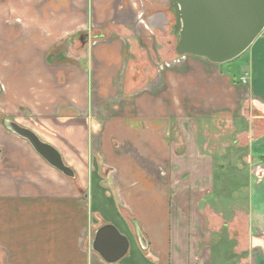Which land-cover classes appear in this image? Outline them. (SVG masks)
<instances>
[{
    "label": "crops",
    "instance_id": "crops-1",
    "mask_svg": "<svg viewBox=\"0 0 264 264\" xmlns=\"http://www.w3.org/2000/svg\"><path fill=\"white\" fill-rule=\"evenodd\" d=\"M40 2L16 1L23 20L50 30L2 50L1 80L75 186L0 121L20 140L5 145L16 160L3 162L0 148V264H107L82 241L93 199L94 227L112 221L129 239L113 264H264V169L251 172L264 168V29L224 63L164 59L147 38L158 29L150 16L154 29L123 21V32L104 33L106 23L74 19L71 0ZM223 150L245 161L243 184L222 170Z\"/></svg>",
    "mask_w": 264,
    "mask_h": 264
},
{
    "label": "water",
    "instance_id": "water-1",
    "mask_svg": "<svg viewBox=\"0 0 264 264\" xmlns=\"http://www.w3.org/2000/svg\"><path fill=\"white\" fill-rule=\"evenodd\" d=\"M170 3L175 19L173 32L178 35L174 50L179 55L224 63L245 51L264 29V0H170ZM146 22L154 29L149 19ZM2 125L25 139L50 166L68 178L75 177L59 151L34 130L10 119L2 120ZM133 223L141 247L146 248L144 236L137 223ZM90 249L105 263L113 264L127 254L129 239L115 225L104 223L93 231Z\"/></svg>",
    "mask_w": 264,
    "mask_h": 264
},
{
    "label": "rangeland",
    "instance_id": "rangeland-1",
    "mask_svg": "<svg viewBox=\"0 0 264 264\" xmlns=\"http://www.w3.org/2000/svg\"><path fill=\"white\" fill-rule=\"evenodd\" d=\"M17 0H0V53L2 50L11 49V46H15L18 41H37V38L35 37V34L41 33L40 35H46V32L50 30L47 27V22L42 23L41 21H38L33 25L31 22L28 23L26 20L22 19V16L25 15L24 11L22 12V8L20 6L16 5ZM39 4L41 5L42 0H38ZM58 7V6H57ZM71 15L74 19L77 21H80L79 19L82 18L85 21H88V25H94L95 28L97 25H102L103 23H106L108 25L107 27L103 26L102 29L104 33L107 32H116L120 33L123 32V27H120L119 25H122L123 21H126L127 23H131V25H137L140 27V29H144L146 26L145 20L149 19V16L153 12H161L164 14L165 19L167 20L164 29H156L153 30V35H151L146 28L145 30L148 32V39L149 41L153 42L156 41L158 52L161 58L168 59L171 57H175L177 54L175 53L174 46L178 39V35L172 31L173 24H174V13H173V7L171 6L170 0H71ZM61 11H53L52 9L49 11V14L53 16V18L57 19L58 13H62ZM30 24V25H29ZM80 25V24H78ZM145 25V27H144ZM18 30L20 31V37H13L15 32H11V30ZM36 31V32H35ZM26 36V37H23ZM133 37H135L134 34H132L130 40H133ZM70 39L66 40L65 44L68 46ZM72 42V41H71ZM63 45V44H62ZM37 46L36 44L34 45ZM133 47L136 48V44L133 43ZM13 49V48H12ZM15 49V48H14ZM11 55L4 56V62L7 63L12 60ZM237 61V60H235ZM4 65V63H2ZM6 65V64H5ZM151 71V70H149ZM153 72V70L150 72V74ZM4 72L1 71L0 68V121L4 119H10L14 120L17 123L28 127L30 129H33L35 131H38L42 134V136L46 137L45 133L41 131V128H39V125L35 120H33V116L29 111L22 107H17L14 102L10 101L9 96L12 97L11 94H9V89L11 86L6 84L4 80H1L2 77L5 79V76H3ZM2 81V82H1ZM225 119V118H224ZM227 120V119H225ZM230 122V121H228ZM227 123V122H226ZM7 130V129H6ZM5 128L0 123V148L3 151V154L1 155V158L3 162L5 160H16V154L10 153L8 150L5 149L6 146H13L15 148H18L15 143H18L20 140H13L11 139ZM26 140H23V143L29 148L33 154H35V150L27 144L28 142H24ZM33 149V150H32ZM221 152V161L224 162V165L222 167L223 171H230L232 176L234 177V184L240 185L245 182L246 177V164L243 163L241 158L239 159V154L237 158H230L228 155H230L229 151H220ZM36 155V154H35ZM12 159V160H11ZM239 161H238V160ZM237 162H240L238 165ZM71 183L75 186V178H70ZM220 179V178H219ZM221 180V179H220ZM74 181V182H73ZM79 197L83 200V196L79 194ZM93 208L91 207V204L89 206V209L87 210L90 215L89 210L91 211V216L89 218L91 219L90 227L88 230V234L83 237L82 241L87 245V249L90 251L88 245H90V241L93 237L92 230L96 227V224L98 223L99 218H97L95 210L98 207L96 204L95 199ZM82 203V202H81ZM85 205V203H84ZM101 211V215H104L105 218H109L114 220L113 217H108L110 214L105 211V209L102 211L101 208H99ZM92 217V218H91ZM97 218V220H96ZM109 223H113L112 221H108ZM114 225V224H113ZM117 227V226H116ZM91 252V251H90Z\"/></svg>",
    "mask_w": 264,
    "mask_h": 264
},
{
    "label": "built area",
    "instance_id": "built-area-1",
    "mask_svg": "<svg viewBox=\"0 0 264 264\" xmlns=\"http://www.w3.org/2000/svg\"><path fill=\"white\" fill-rule=\"evenodd\" d=\"M178 56H183V55H185V54H182V55H179V54H177ZM175 60H177V59H173V60H170V61H165L164 62V64H169V63H171V62H173V61H175ZM159 67H162V65L161 64H159ZM241 80L243 81V82H245V78L244 77H242L241 78ZM264 168H263V166H262V164L261 163H258V164H256V165H254L252 168H251V172H253V173H258V172H260V171H262ZM256 233V235L257 236H260V234H261V232L260 231H258L257 229H256V231H255ZM252 248H255V246H253Z\"/></svg>",
    "mask_w": 264,
    "mask_h": 264
},
{
    "label": "flooded vegetation",
    "instance_id": "flooded-vegetation-1",
    "mask_svg": "<svg viewBox=\"0 0 264 264\" xmlns=\"http://www.w3.org/2000/svg\"><path fill=\"white\" fill-rule=\"evenodd\" d=\"M160 14H161V12H153L150 15V17H151L150 19H151V22H152L153 25H155L158 29L160 28V29L163 30L164 29V25H165L166 22H163V21L160 20L161 17H163ZM172 31H173V29H172Z\"/></svg>",
    "mask_w": 264,
    "mask_h": 264
}]
</instances>
